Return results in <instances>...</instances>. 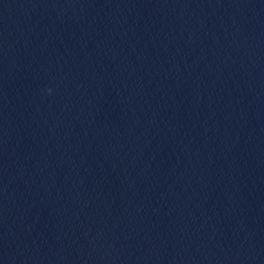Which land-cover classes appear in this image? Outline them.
Segmentation results:
<instances>
[{
    "label": "water",
    "instance_id": "95a60500",
    "mask_svg": "<svg viewBox=\"0 0 264 264\" xmlns=\"http://www.w3.org/2000/svg\"><path fill=\"white\" fill-rule=\"evenodd\" d=\"M0 264H264V0H0Z\"/></svg>",
    "mask_w": 264,
    "mask_h": 264
}]
</instances>
